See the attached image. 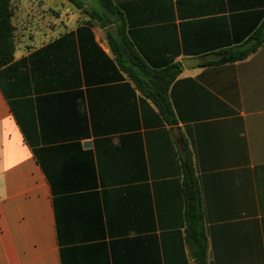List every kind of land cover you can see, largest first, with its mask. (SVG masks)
<instances>
[{"label": "crops", "instance_id": "0c3cea01", "mask_svg": "<svg viewBox=\"0 0 264 264\" xmlns=\"http://www.w3.org/2000/svg\"><path fill=\"white\" fill-rule=\"evenodd\" d=\"M111 3L120 17L105 29L88 15L97 0L82 9L10 3L0 264H194L185 162L197 182L206 264H264V40L241 61L202 66L264 37V0ZM117 56L124 67L130 56L151 70L181 64L167 90L168 121L146 96L157 86L138 88Z\"/></svg>", "mask_w": 264, "mask_h": 264}, {"label": "trees", "instance_id": "16d2710c", "mask_svg": "<svg viewBox=\"0 0 264 264\" xmlns=\"http://www.w3.org/2000/svg\"><path fill=\"white\" fill-rule=\"evenodd\" d=\"M12 0H0V69L9 65L13 60L14 42L13 27L11 25ZM78 9H82L83 0H65ZM99 10L89 12L90 20L96 22L97 27L105 29L114 23L120 17L118 9L111 3V0H97ZM117 33L123 34L122 31ZM110 40V33H106ZM258 38V37H257ZM264 37L258 39L250 48L242 49V46L226 48L220 51L221 57L216 60L205 61L202 66H215L226 63H232L245 59L250 53L254 52L263 42ZM119 66L126 70L129 80L138 88L140 84L156 85L153 91L146 92V96L154 104L158 113L164 120H169L172 109L167 97V90L171 83L179 76L181 72L180 63H170L160 70H151L146 67L142 60L130 56L128 58L129 66L124 67L123 60L118 56L116 58ZM134 68H131V66ZM135 69H138L135 70ZM181 174L185 191L186 217H185V242L188 247L189 255L194 264H206L207 242L202 225L200 213L199 195L197 182L194 172L188 163H182Z\"/></svg>", "mask_w": 264, "mask_h": 264}, {"label": "water", "instance_id": "95a60500", "mask_svg": "<svg viewBox=\"0 0 264 264\" xmlns=\"http://www.w3.org/2000/svg\"><path fill=\"white\" fill-rule=\"evenodd\" d=\"M187 63H196V61H194V60H185V61L182 62V65H183L184 67H186V64H187Z\"/></svg>", "mask_w": 264, "mask_h": 264}]
</instances>
